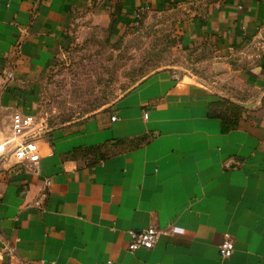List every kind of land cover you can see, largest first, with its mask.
Returning <instances> with one entry per match:
<instances>
[{
	"label": "crops",
	"instance_id": "crops-1",
	"mask_svg": "<svg viewBox=\"0 0 264 264\" xmlns=\"http://www.w3.org/2000/svg\"><path fill=\"white\" fill-rule=\"evenodd\" d=\"M172 11L202 77L159 70L110 113L47 130L38 175L1 164L0 249L27 264H264V0H0V132L34 115L77 21L119 34ZM222 100L242 110L227 131ZM170 225L184 234L128 251L129 231Z\"/></svg>",
	"mask_w": 264,
	"mask_h": 264
},
{
	"label": "rangeland",
	"instance_id": "rangeland-1",
	"mask_svg": "<svg viewBox=\"0 0 264 264\" xmlns=\"http://www.w3.org/2000/svg\"><path fill=\"white\" fill-rule=\"evenodd\" d=\"M179 21L176 11L148 14L117 35L89 20L77 21L38 84L33 116L49 130L95 113H110L119 97L167 68L180 76L201 78L206 69L203 54L181 48ZM224 102L219 111L231 118L241 116L236 104Z\"/></svg>",
	"mask_w": 264,
	"mask_h": 264
},
{
	"label": "built area",
	"instance_id": "built-area-1",
	"mask_svg": "<svg viewBox=\"0 0 264 264\" xmlns=\"http://www.w3.org/2000/svg\"><path fill=\"white\" fill-rule=\"evenodd\" d=\"M136 20H139V15ZM144 117L146 118V115ZM110 120L114 122L115 116H112ZM47 130L46 125L34 116L14 113L10 119L9 131L7 133L0 132V166L1 164L19 166L17 172L24 170L26 173L38 175L40 154L37 142ZM184 232V229L175 225H170L165 229L148 227L139 231H129L127 249L130 253L139 249L150 250L155 247L160 238L183 235ZM233 252V241L229 235H224L218 248L219 257L221 259L230 258ZM5 254L12 260H18L16 264H27L18 258L14 245L6 243L0 249V260Z\"/></svg>",
	"mask_w": 264,
	"mask_h": 264
},
{
	"label": "trees",
	"instance_id": "trees-1",
	"mask_svg": "<svg viewBox=\"0 0 264 264\" xmlns=\"http://www.w3.org/2000/svg\"><path fill=\"white\" fill-rule=\"evenodd\" d=\"M109 31L113 35H117L118 34V30H116L113 25H111L109 27ZM223 103H225V102H223ZM213 106H215L217 109L220 108L219 107V103H213ZM235 110L237 112H240V111L242 112V110L239 107H237V106H235ZM220 113L221 114H218V116H221L223 119H225V121L229 120L228 118H231L229 115H227V113H223V112H220ZM231 119H232V121L231 122L229 121L228 124L224 126L225 127L224 128L225 131H227L228 129L233 128L235 126V120H237V119L236 118H231Z\"/></svg>",
	"mask_w": 264,
	"mask_h": 264
},
{
	"label": "water",
	"instance_id": "water-1",
	"mask_svg": "<svg viewBox=\"0 0 264 264\" xmlns=\"http://www.w3.org/2000/svg\"><path fill=\"white\" fill-rule=\"evenodd\" d=\"M238 105L241 106V107H244V108L250 107V105H245V104H238Z\"/></svg>",
	"mask_w": 264,
	"mask_h": 264
}]
</instances>
